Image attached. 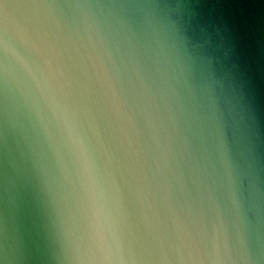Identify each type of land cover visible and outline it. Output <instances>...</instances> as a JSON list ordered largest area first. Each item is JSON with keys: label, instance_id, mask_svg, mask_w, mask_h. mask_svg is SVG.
<instances>
[{"label": "water", "instance_id": "water-1", "mask_svg": "<svg viewBox=\"0 0 264 264\" xmlns=\"http://www.w3.org/2000/svg\"><path fill=\"white\" fill-rule=\"evenodd\" d=\"M0 34V264H264V0H0Z\"/></svg>", "mask_w": 264, "mask_h": 264}, {"label": "snow or ice", "instance_id": "snow-or-ice-1", "mask_svg": "<svg viewBox=\"0 0 264 264\" xmlns=\"http://www.w3.org/2000/svg\"><path fill=\"white\" fill-rule=\"evenodd\" d=\"M2 44H3V36H2V34H0V45H2ZM43 54H45V55H47L49 57V61L48 62L50 64V66L55 67L56 61L59 59V54L56 53L55 50H52V51H49V52H46V53H43ZM65 67H66V70L68 72H71V68L70 67H67V66H65ZM150 259H151L150 256L145 255V260H150Z\"/></svg>", "mask_w": 264, "mask_h": 264}]
</instances>
